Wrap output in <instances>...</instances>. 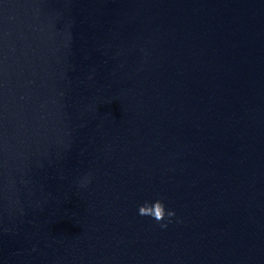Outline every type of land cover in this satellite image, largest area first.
Returning <instances> with one entry per match:
<instances>
[{"label": "water", "instance_id": "1", "mask_svg": "<svg viewBox=\"0 0 264 264\" xmlns=\"http://www.w3.org/2000/svg\"><path fill=\"white\" fill-rule=\"evenodd\" d=\"M0 264H264V0H0Z\"/></svg>", "mask_w": 264, "mask_h": 264}, {"label": "clouds", "instance_id": "2", "mask_svg": "<svg viewBox=\"0 0 264 264\" xmlns=\"http://www.w3.org/2000/svg\"><path fill=\"white\" fill-rule=\"evenodd\" d=\"M90 180L86 177L81 183V187H87ZM138 215L142 217H151L160 224L162 229H166L168 224L172 222V218L176 216L174 210L166 208L165 202L161 199L155 201H145L138 207Z\"/></svg>", "mask_w": 264, "mask_h": 264}]
</instances>
